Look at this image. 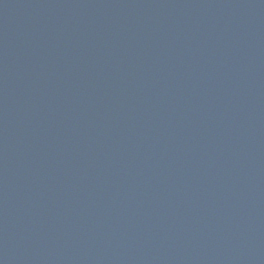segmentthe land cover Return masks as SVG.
I'll list each match as a JSON object with an SVG mask.
<instances>
[{
  "label": "water",
  "instance_id": "1",
  "mask_svg": "<svg viewBox=\"0 0 264 264\" xmlns=\"http://www.w3.org/2000/svg\"><path fill=\"white\" fill-rule=\"evenodd\" d=\"M0 264H264V0H0Z\"/></svg>",
  "mask_w": 264,
  "mask_h": 264
}]
</instances>
